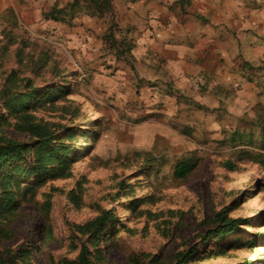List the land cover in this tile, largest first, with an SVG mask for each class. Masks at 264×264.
Instances as JSON below:
<instances>
[{
    "label": "rangeland",
    "instance_id": "obj_1",
    "mask_svg": "<svg viewBox=\"0 0 264 264\" xmlns=\"http://www.w3.org/2000/svg\"><path fill=\"white\" fill-rule=\"evenodd\" d=\"M110 23L101 47L124 52L132 43H120ZM56 38L49 32L47 45L25 39L18 45L0 36V88L11 74L33 87L65 86L64 95L30 113L79 134L71 140V175L47 179L33 199L29 194L12 215L0 217V249L32 248L21 264L74 260L87 240L79 226L111 210L116 227L105 229L102 261L90 246L96 264H264V171L246 153L261 151L258 132L251 139L193 135L182 115L152 111L132 99L131 89H112L114 73L88 67L93 60L70 54ZM150 157L157 161L145 170ZM184 157L197 165L177 178L174 168ZM34 183V176L26 182ZM219 213L246 221L241 231L203 244L217 230Z\"/></svg>",
    "mask_w": 264,
    "mask_h": 264
},
{
    "label": "crops",
    "instance_id": "obj_2",
    "mask_svg": "<svg viewBox=\"0 0 264 264\" xmlns=\"http://www.w3.org/2000/svg\"><path fill=\"white\" fill-rule=\"evenodd\" d=\"M73 1L0 0V36L47 45L54 33L140 106L182 115L193 135L258 132L264 152V0H111L101 15ZM110 22L124 52L101 47Z\"/></svg>",
    "mask_w": 264,
    "mask_h": 264
},
{
    "label": "trees",
    "instance_id": "obj_3",
    "mask_svg": "<svg viewBox=\"0 0 264 264\" xmlns=\"http://www.w3.org/2000/svg\"><path fill=\"white\" fill-rule=\"evenodd\" d=\"M82 2L86 4L90 15H101L112 10L111 0H74L71 6L74 8ZM64 87L63 85L60 87L59 84L49 89L33 87L29 78H20L11 74L0 88V217L2 218L12 215L29 194L33 199L37 189L47 179L66 178L71 175L70 162L74 160L70 155L73 149L71 140L77 138L79 134L74 127L45 120L30 113L44 102L53 101L64 95L67 90ZM7 127L23 133L26 138L12 137L7 133ZM246 153L249 160L261 166L264 171V152ZM150 158L149 164L144 165L145 170L151 169L148 165L157 161L153 157ZM196 165L197 161L194 157L181 158L175 165L174 176L186 178ZM228 165L230 169H234V163L230 162ZM32 176L35 177V183L26 184ZM115 217L111 210H104L91 221L80 225L79 230L87 240L83 243L78 257L74 260L64 258L54 264H96L90 246L94 247L95 253L98 254L97 261H102V250L98 247L105 236L107 225L111 223L112 229H115ZM245 221L246 219L241 217L231 218L223 213L217 214L215 218V223H218L217 230L207 235L203 239V244L211 236L224 237L241 231ZM105 240L108 241V237ZM31 251L32 248L26 247L0 249V264H21L29 257ZM178 263L185 264L186 260H180Z\"/></svg>",
    "mask_w": 264,
    "mask_h": 264
}]
</instances>
